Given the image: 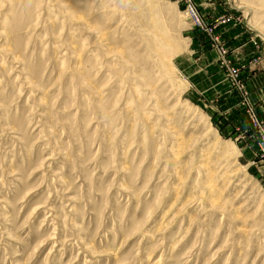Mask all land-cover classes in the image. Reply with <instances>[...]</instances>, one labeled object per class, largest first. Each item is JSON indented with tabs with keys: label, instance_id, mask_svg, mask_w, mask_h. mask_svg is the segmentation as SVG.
Returning a JSON list of instances; mask_svg holds the SVG:
<instances>
[{
	"label": "rangeland",
	"instance_id": "obj_1",
	"mask_svg": "<svg viewBox=\"0 0 264 264\" xmlns=\"http://www.w3.org/2000/svg\"><path fill=\"white\" fill-rule=\"evenodd\" d=\"M0 264H264V0H0Z\"/></svg>",
	"mask_w": 264,
	"mask_h": 264
},
{
	"label": "bare ground",
	"instance_id": "obj_2",
	"mask_svg": "<svg viewBox=\"0 0 264 264\" xmlns=\"http://www.w3.org/2000/svg\"><path fill=\"white\" fill-rule=\"evenodd\" d=\"M173 135V134H172ZM177 139V138H176ZM181 140V139H180ZM179 142H181V141H179ZM174 144H175V142H174ZM180 145V144H179ZM174 146V145H173ZM224 146V145H223ZM172 148V147H171ZM175 150V149H174ZM175 154L176 155H180L179 154V151L178 152H175ZM177 160V159H176ZM222 160V159H221ZM181 161V160H180ZM224 163V162H223ZM177 164V163H176ZM179 164V163H178ZM219 165V164H218ZM177 166V165H176ZM179 166V165H178ZM177 168V167H176ZM194 168V167H193ZM202 168L203 169H205L206 170V172H207V174L208 175H211V173H213L212 172V170H210L208 167H207V164H206V160L203 162V164H202ZM192 170H194V169H192ZM190 172V171H189ZM193 172V171H192ZM200 173V172H199ZM174 174L175 175H179V170L178 169H176L175 171H174ZM181 176H182V174H181ZM216 176H218V175H216ZM180 178V177H179ZM208 178V177H207ZM205 179L204 180V187L206 188V190H204L202 193L204 194L203 196H201V199H204V200H211L212 202L213 201H215V199H216V197H219V191H218V189H216V185L214 184V182L212 183V181H211V179ZM181 180V179H180ZM178 181V180H177ZM173 183V182H172ZM190 185V184H189ZM202 185V184H201ZM200 185V186H201ZM173 187V186H172ZM197 187V186H196ZM188 188V187H187ZM200 192V191H199ZM221 194V193H220ZM203 197V198H202ZM199 198V197H198ZM204 200H202V201H204ZM218 200V199H217ZM198 201V200H197ZM219 202V201H218ZM201 203V202H200ZM185 213V212H184ZM243 231H244V229H243Z\"/></svg>",
	"mask_w": 264,
	"mask_h": 264
},
{
	"label": "built area",
	"instance_id": "obj_3",
	"mask_svg": "<svg viewBox=\"0 0 264 264\" xmlns=\"http://www.w3.org/2000/svg\"><path fill=\"white\" fill-rule=\"evenodd\" d=\"M220 50V49H219Z\"/></svg>",
	"mask_w": 264,
	"mask_h": 264
}]
</instances>
